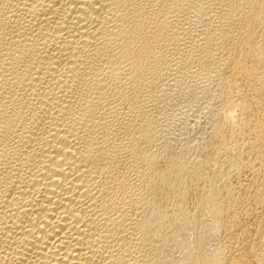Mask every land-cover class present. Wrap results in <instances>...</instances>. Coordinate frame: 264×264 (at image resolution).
Segmentation results:
<instances>
[{
    "label": "bare ground",
    "instance_id": "6f19581e",
    "mask_svg": "<svg viewBox=\"0 0 264 264\" xmlns=\"http://www.w3.org/2000/svg\"><path fill=\"white\" fill-rule=\"evenodd\" d=\"M0 264H264V0H0Z\"/></svg>",
    "mask_w": 264,
    "mask_h": 264
}]
</instances>
